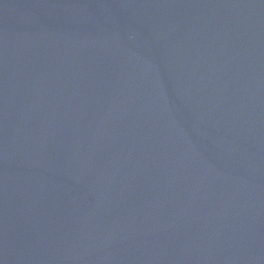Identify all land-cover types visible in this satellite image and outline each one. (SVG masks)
Returning <instances> with one entry per match:
<instances>
[{
    "label": "water",
    "instance_id": "obj_1",
    "mask_svg": "<svg viewBox=\"0 0 264 264\" xmlns=\"http://www.w3.org/2000/svg\"><path fill=\"white\" fill-rule=\"evenodd\" d=\"M0 264H264V0H0Z\"/></svg>",
    "mask_w": 264,
    "mask_h": 264
}]
</instances>
